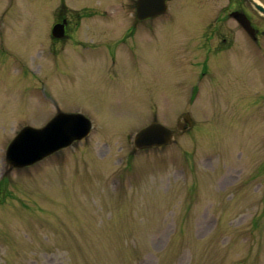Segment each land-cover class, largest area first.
I'll list each match as a JSON object with an SVG mask.
<instances>
[{"label": "rangeland", "instance_id": "rangeland-1", "mask_svg": "<svg viewBox=\"0 0 264 264\" xmlns=\"http://www.w3.org/2000/svg\"><path fill=\"white\" fill-rule=\"evenodd\" d=\"M136 2L0 0V264H264V30L231 0H170L128 32ZM60 110L88 135L11 166L18 130ZM186 112L169 145L135 148Z\"/></svg>", "mask_w": 264, "mask_h": 264}, {"label": "water", "instance_id": "water-1", "mask_svg": "<svg viewBox=\"0 0 264 264\" xmlns=\"http://www.w3.org/2000/svg\"><path fill=\"white\" fill-rule=\"evenodd\" d=\"M264 15V5L258 0H248ZM166 0H137L136 15L139 19L155 16L165 12ZM237 20L251 34L255 35L253 26L245 13L235 12ZM64 22L56 23L52 32L60 37L64 34ZM192 120L186 112L178 120L176 128L184 131ZM91 127V120L81 112L58 111L42 127L26 125L21 128L10 141L6 149V160L11 166L24 167L50 155L51 153L70 145L73 141L86 137ZM174 129L164 123L153 120L140 128L133 137L136 149H147L163 146L172 142Z\"/></svg>", "mask_w": 264, "mask_h": 264}, {"label": "flooded vegetation", "instance_id": "flooded-vegetation-1", "mask_svg": "<svg viewBox=\"0 0 264 264\" xmlns=\"http://www.w3.org/2000/svg\"><path fill=\"white\" fill-rule=\"evenodd\" d=\"M245 2V1H244ZM231 5H232V8H230V10L227 11L226 15H227V18L228 17H232L234 19L236 14L235 12H245L246 15L248 16V18L250 19L251 21V24L252 26L254 27V31H255V36H251L238 22V24L246 31V33L249 35V37L251 38V40L255 43V44H259L260 42V38L263 34V28H261L260 25H258L256 22L253 21V19L251 18L250 14L245 10V7L243 6L244 3L242 0H231ZM151 19H154V18H147V19H144V20H141V21H135L134 23H132L131 26L128 27V32L129 31H132L133 32V28L137 27V25H144L145 24V21L147 20H151ZM205 73V70L202 71V74Z\"/></svg>", "mask_w": 264, "mask_h": 264}, {"label": "bare ground", "instance_id": "bare-ground-1", "mask_svg": "<svg viewBox=\"0 0 264 264\" xmlns=\"http://www.w3.org/2000/svg\"><path fill=\"white\" fill-rule=\"evenodd\" d=\"M4 63V61H3V59H0V63ZM1 69H0V75H1ZM5 77V76H4ZM4 77H2V78H0V84H2L4 81H5V78ZM28 78H30V75H28ZM22 79V78H21ZM32 80V79H31ZM10 83H14V84H17L19 81H18V79L17 78H14V77H12V78H9V80H8ZM33 81V80H32ZM6 83V82H5ZM25 83L27 84V81H25ZM30 83V82H29ZM28 83V84H29ZM179 130H177V128L174 130V134H176V132H178ZM5 179V178H4Z\"/></svg>", "mask_w": 264, "mask_h": 264}]
</instances>
